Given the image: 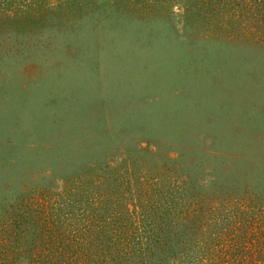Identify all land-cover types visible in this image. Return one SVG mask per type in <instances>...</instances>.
Segmentation results:
<instances>
[{
    "label": "rangeland",
    "instance_id": "1",
    "mask_svg": "<svg viewBox=\"0 0 264 264\" xmlns=\"http://www.w3.org/2000/svg\"><path fill=\"white\" fill-rule=\"evenodd\" d=\"M0 264H264V0H0Z\"/></svg>",
    "mask_w": 264,
    "mask_h": 264
}]
</instances>
